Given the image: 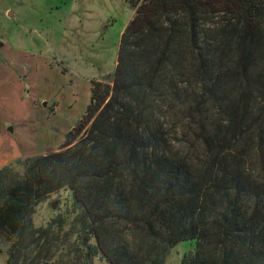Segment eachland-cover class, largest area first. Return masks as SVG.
Listing matches in <instances>:
<instances>
[{"label": "trees", "instance_id": "obj_1", "mask_svg": "<svg viewBox=\"0 0 264 264\" xmlns=\"http://www.w3.org/2000/svg\"><path fill=\"white\" fill-rule=\"evenodd\" d=\"M131 6L116 70L62 148L0 169L6 264L51 263L65 220L34 215L61 190L83 215L57 264H164L184 241V264H264V0Z\"/></svg>", "mask_w": 264, "mask_h": 264}, {"label": "rangeland", "instance_id": "obj_2", "mask_svg": "<svg viewBox=\"0 0 264 264\" xmlns=\"http://www.w3.org/2000/svg\"><path fill=\"white\" fill-rule=\"evenodd\" d=\"M135 14L131 0H0V43L7 41V47L0 48V68L15 77L14 88L0 83V131L18 146L16 154L9 144L3 146L0 161L6 164L0 169L62 148L86 116L92 82L109 83L115 72L122 34ZM18 86L22 92L15 94ZM252 160L257 163L255 155ZM59 214L65 223L50 264L74 261L69 243L77 239L83 214L70 191L41 202L34 225L46 227ZM10 246L0 241V264L7 263ZM195 250L196 241L178 243L164 264H184ZM90 262L109 264L102 253Z\"/></svg>", "mask_w": 264, "mask_h": 264}, {"label": "crops", "instance_id": "obj_3", "mask_svg": "<svg viewBox=\"0 0 264 264\" xmlns=\"http://www.w3.org/2000/svg\"><path fill=\"white\" fill-rule=\"evenodd\" d=\"M77 8H79V9H81L79 6H77ZM12 13V14H14V12H12V11H10V10H7V13L9 14V13ZM1 41V40H0ZM7 47V41L4 39L3 40V43H2V46H0V48H3V49H5ZM2 49V50H3ZM1 50V49H0ZM2 50H1V52H2ZM15 52H17L18 54H21L22 52H20V51H16L15 50ZM13 75V76H12ZM15 77H14V74H12L10 71H9V69L7 68H0V83L3 85V84H7V85H10V86H12V84H11V82L13 81V79H14ZM14 81H15V79H14ZM16 83V82H15ZM15 87V86H14ZM13 86H12V88H14ZM21 90V88L18 86L15 90H14V93L15 94H17V92H19ZM21 92H22V90H21ZM17 99H18V97H17ZM19 100V99H18ZM1 101V100H0ZM9 131H12L11 129H12V127H10V128H7ZM9 139V138H8ZM8 139H4V137H3V135H2V131H0V151L3 149V146H6L7 144H9L8 146L10 147V149H14L15 150V154H16V152H17V149L16 148H18V146L16 145V144H14L15 142L10 138L9 140H11L12 142H14V143H12V142H10ZM3 153H7V152H4L3 151ZM13 153V154H14ZM9 155H11V154H9ZM8 155V156H9ZM6 154L4 155V157L6 158ZM1 159V158H0ZM9 161V160H8ZM4 164H6V162H4L3 161V159L0 161V167H2Z\"/></svg>", "mask_w": 264, "mask_h": 264}, {"label": "water", "instance_id": "obj_4", "mask_svg": "<svg viewBox=\"0 0 264 264\" xmlns=\"http://www.w3.org/2000/svg\"><path fill=\"white\" fill-rule=\"evenodd\" d=\"M0 46H2V43H0ZM12 130V129H11Z\"/></svg>", "mask_w": 264, "mask_h": 264}]
</instances>
